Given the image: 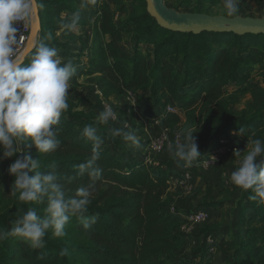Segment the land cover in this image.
<instances>
[{
	"label": "trees",
	"instance_id": "trees-1",
	"mask_svg": "<svg viewBox=\"0 0 264 264\" xmlns=\"http://www.w3.org/2000/svg\"><path fill=\"white\" fill-rule=\"evenodd\" d=\"M122 1L112 0L116 8L114 12L105 8L93 13L96 16V34L108 37L103 43V55L101 59H88L86 67L75 63L76 71L70 82L76 77L101 75L99 89L104 98L124 95L126 85L132 87L133 93L147 92L153 105L160 109L161 127L167 129L179 120L176 114L165 110L170 98L176 97L185 103L183 109L191 107L198 100L206 104L216 103L225 95L227 87L234 83L239 82L242 87L239 92L247 91L250 72L255 67L261 83H254L250 93L256 101H264L263 35L171 32L160 28L147 14L145 0H140L141 6L131 14ZM38 2L43 4L42 8H38L40 31L24 64L29 62L41 42L56 48L62 60L77 56L59 39H74L75 30L62 28L73 13L79 12L80 15L77 27H90L89 19L93 14L85 15L78 9V4L83 0ZM87 5L92 7L89 2ZM115 12L127 15L128 19L117 25ZM48 18L51 25L46 23ZM57 31H62L59 38L53 35ZM131 32L135 34L133 53L127 55L122 52L120 43L122 35ZM48 33L52 34L51 40L47 39ZM207 41L210 43L207 44ZM142 45L151 49L152 53L144 54L140 49ZM80 56L82 53L78 54ZM172 57H179L181 68L177 69L170 62L164 63ZM221 124L207 144L198 150L201 154L195 160L198 164L217 147L222 137L229 140L230 133L238 132L240 128L245 129L244 133L234 136L245 145L249 137L264 141V112L254 113L247 118L228 117ZM86 125L96 127L97 135L104 141L96 162L102 175L95 181L87 174L79 175L77 167L92 155V142L80 134ZM56 127L59 129V146L56 151L43 154H55L56 158L40 163L39 170L57 173L56 182L68 192L67 198L75 197L80 187L90 183L95 185L89 199H95L93 207L98 209L88 210L84 220L72 216L69 221L90 244L87 248L76 249L84 261H73L67 254L61 255L65 251L63 247L46 238L42 248L33 247L18 237L15 247L8 248L7 244L15 238L8 236L0 241L1 264L13 261L26 264H215L210 257V250L215 249L222 254L223 264H264V204L250 199L253 195L250 190L242 191L236 202L242 223H238L236 229L223 238L207 233L202 242L203 249L187 256L182 254L186 239L182 230L184 222L179 216L192 212L175 209L174 214H169L165 203L176 160L157 166L147 165L144 159H138L122 142L110 136L107 127L95 123L84 112H64ZM169 133L173 139L176 133L170 130ZM148 143L140 141L145 148ZM7 166L8 163L0 158V179H5ZM196 169L198 167H191L193 174H196ZM13 188L17 191L15 186ZM34 203L29 204L31 208ZM221 204L208 203L203 208H216ZM43 205L46 206V202ZM15 220L13 217L7 219L3 229L10 231ZM85 222L89 227L84 226ZM208 237L212 240L209 244L206 242Z\"/></svg>",
	"mask_w": 264,
	"mask_h": 264
},
{
	"label": "rangeland",
	"instance_id": "rangeland-1",
	"mask_svg": "<svg viewBox=\"0 0 264 264\" xmlns=\"http://www.w3.org/2000/svg\"><path fill=\"white\" fill-rule=\"evenodd\" d=\"M87 2L92 7L87 5ZM163 2L166 7L179 13L264 19V0H239V12L235 16H228L226 14L223 6L224 0H163ZM122 5H125L128 13L131 14L141 6V2L140 0H123ZM105 8H108L112 12L116 10L112 0H83V3L78 4L79 11L85 13V15L99 13ZM127 19V15H121L115 12V22L117 25H121ZM33 21V18H31L30 25ZM89 22L90 27L85 29L77 27L75 29L74 39H59L61 43L67 45V49L71 53L77 55L67 60H62V64L71 60L74 68L75 63H81L83 67H86L88 59L92 57L101 59L103 55V43L107 41L108 37H102L96 34L94 29V26H96V16L94 14L90 17ZM46 23L47 25L50 24L49 18ZM61 33L62 31H57L53 35L59 38ZM134 35L133 32L122 35L120 47L122 52L127 55H132L133 53ZM209 43L210 41H207V44ZM258 46L261 48L260 45ZM140 49L144 54L152 53V50L146 46L142 45ZM80 53H82V56L78 57ZM199 53L197 52V54ZM167 62L173 63L177 69L181 68V60L179 57H172L164 63ZM258 75L257 68H253L248 79V83L250 84L247 91L239 92L242 90V87L239 86V82L234 83L227 87L225 95L216 103L206 104L203 100H198L191 107L183 109L185 103L179 101L176 97L170 98L166 106L173 107L174 114L178 116L179 120L177 123H173V126L168 129L181 136L180 143L185 142L186 135L189 131L195 133V141L199 150L200 147L207 144L212 134L221 127L222 120L225 118H247L254 113L264 112V101H256L250 93V89L254 83H261V78ZM100 81L101 75H93L91 77H76L73 82H69L70 88L67 97L69 107L67 111L84 112L91 116L93 121L97 123L96 117L103 111V103L105 102L119 114L117 121L113 123L109 121L107 125L101 124L107 127L110 136L111 130L116 128L133 131L140 138V141L143 142H150L159 136L161 126L156 122V113L160 112V109L153 105V101L148 98L147 92L138 91L133 93L131 91L132 87L126 85V93L124 95L116 98H104L99 89ZM162 108L163 110L165 109L164 106ZM125 122L128 123L127 128L125 127ZM114 138L122 142L126 149L132 152L135 150L136 155H139L140 159L146 158L145 162L147 165L157 166L165 164L169 160H176L173 164V173H176V175L172 174L170 176L172 183L166 195L165 203L167 212L171 214L170 211L173 210L175 212V209L192 213L204 210L207 215L206 220L200 226L183 232L186 244L182 250V254L189 256L203 249L202 242L207 233L223 238L229 236L236 229L235 226L238 223H242L243 219L238 215L236 208V202L242 190L235 187L229 178L231 172L237 167L236 158L233 157V150L239 149L246 152L248 147L241 139L237 140V142L235 140L233 143V139L237 138L232 133H230L229 140H225L222 137L220 141H223L224 144L218 142L217 146L219 147H216V149L222 150L218 153L213 164L204 169H201L200 162L198 164L195 160L191 164H186L183 161L174 159L170 151V148L174 150L176 147L173 143L163 147L159 152H151L143 145H139V147L132 146L122 136ZM24 151L31 152L34 157L37 155L40 163H46L56 158L55 154H37L35 153V149L27 147H25ZM15 158L14 156L12 158L1 159L8 163V169ZM191 167H198L195 170L196 174L192 173ZM186 175H188V178H186ZM12 183L13 178L8 172L6 173L5 179H0V230H4L2 226L7 219L10 217L18 219L30 207L29 204L19 201V192L14 190V184ZM65 193L67 198L68 192L65 191ZM89 200L88 210L98 209L95 206L93 207L95 199L90 198ZM217 202L222 203L221 206L210 209L203 208L208 203ZM44 207L45 205L43 204H33V209L37 210L40 215H43ZM65 232V236L57 238L49 231L45 238L55 245L63 247L64 250H67V255L73 261H84L80 252H77L76 249L89 247L88 240L76 232L70 223L66 225ZM16 239L17 237L13 238L11 243L7 244V247H15ZM210 257L215 264H223V256L218 250H210ZM4 264L6 263L4 262ZM9 264L26 263L13 261Z\"/></svg>",
	"mask_w": 264,
	"mask_h": 264
},
{
	"label": "clouds",
	"instance_id": "clouds-1",
	"mask_svg": "<svg viewBox=\"0 0 264 264\" xmlns=\"http://www.w3.org/2000/svg\"><path fill=\"white\" fill-rule=\"evenodd\" d=\"M239 0H224L228 16L239 12ZM38 0H0V158L16 157L7 172L13 178L15 189L19 192V201L25 204L35 202L44 204L43 215L29 207L14 222L11 230H0V241L15 236L29 242L33 247H44L45 236L51 231L54 237L65 236V228L72 216L82 220L88 211L89 197L94 183L80 187L75 197L66 198L62 186L57 183V173L40 171V160L25 147L34 148L37 154L56 151L59 146L60 118L69 105L70 80L76 69L71 60L62 64L58 50L41 42L27 64L14 58L18 44V26L26 23L31 14L42 8ZM80 20L79 12L73 13L62 28L73 31ZM47 39H52L48 33ZM111 106L105 107L96 117L99 124L107 125L118 117ZM125 127L128 123L125 122ZM240 128L233 135H242ZM81 136L92 142V155L86 162L79 164V175L87 174L93 181L102 175L96 162L104 143L97 135V128L86 125ZM111 136H122L132 146L139 147L140 138L131 130L112 129ZM195 133L189 131L185 142L179 143L174 150L170 148L174 159L191 164L201 154L195 141ZM253 136L255 133L252 134ZM248 150H233L237 167L231 172L230 182L242 191H251L249 198L264 204V141H247ZM243 153V154H242ZM214 160V158H212ZM87 228L89 224L85 222ZM67 250L61 252L66 255Z\"/></svg>",
	"mask_w": 264,
	"mask_h": 264
},
{
	"label": "water",
	"instance_id": "water-1",
	"mask_svg": "<svg viewBox=\"0 0 264 264\" xmlns=\"http://www.w3.org/2000/svg\"><path fill=\"white\" fill-rule=\"evenodd\" d=\"M147 14L155 20L157 25L167 31L176 33H191L198 35L202 32L219 34L231 33L238 36L263 35L264 19L242 17L209 16L199 13H179L169 9L163 0H145ZM33 23L30 25L29 37L19 60L23 63L32 52L40 31V17L38 8L31 14Z\"/></svg>",
	"mask_w": 264,
	"mask_h": 264
},
{
	"label": "built area",
	"instance_id": "built-area-1",
	"mask_svg": "<svg viewBox=\"0 0 264 264\" xmlns=\"http://www.w3.org/2000/svg\"><path fill=\"white\" fill-rule=\"evenodd\" d=\"M30 21H31V16L26 23H22L18 26V33H17L18 44L16 46V52L14 53V58L19 59L20 56L22 55L23 51H24V48L26 46V43H27L28 37H29ZM107 106H110V105L104 102L103 103V110ZM165 110L167 113H174L172 106H167ZM110 121L113 123V122L117 121V119L110 120ZM172 141H173L174 145L177 146L180 143V135L176 133L172 139L170 136L169 130L167 128H162L159 136L157 138H155L154 140H151L148 143L147 150L151 151V152H159L163 147L169 145ZM219 142H220V144H224L223 141H219ZM218 147L219 146H217V148ZM220 150H222V149H220ZM220 150L215 148V149L209 151L200 161L199 165H200L201 169L208 168L209 166H211L213 164V162L215 161L218 153H220ZM212 158H214V160ZM186 178H188V175H186ZM170 212H171V214H174L173 210H171ZM179 218L184 222L182 230L186 231L188 229H193V228H196L197 226H200V224L206 220L207 215H206L204 210H201V211H197L195 213L180 215ZM206 242L208 244L211 243L212 242L211 237H208L206 239Z\"/></svg>",
	"mask_w": 264,
	"mask_h": 264
},
{
	"label": "crops",
	"instance_id": "crops-1",
	"mask_svg": "<svg viewBox=\"0 0 264 264\" xmlns=\"http://www.w3.org/2000/svg\"><path fill=\"white\" fill-rule=\"evenodd\" d=\"M159 115H160V112H157L156 113V122L158 123V125L159 126H161V124H160V118H159ZM158 119V120H157ZM161 129H162V127H161ZM234 141H232L233 143L235 142V140H236V142H237V140L238 139H233ZM134 149V148H133ZM135 154H136V152H135V150L133 151ZM136 157L138 158V159H140V157H139V155H136ZM143 159V158H142ZM144 160H146V158L144 159ZM174 168V167H173ZM175 175H176V173H174ZM171 181V180H170ZM172 183V182H171Z\"/></svg>",
	"mask_w": 264,
	"mask_h": 264
}]
</instances>
